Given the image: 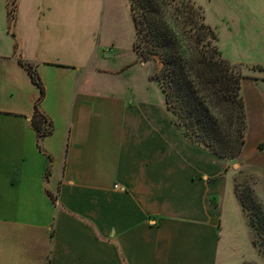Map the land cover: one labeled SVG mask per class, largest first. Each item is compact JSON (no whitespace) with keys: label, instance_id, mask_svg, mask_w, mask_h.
Instances as JSON below:
<instances>
[{"label":"crops","instance_id":"0c3cea01","mask_svg":"<svg viewBox=\"0 0 264 264\" xmlns=\"http://www.w3.org/2000/svg\"><path fill=\"white\" fill-rule=\"evenodd\" d=\"M0 1V264H236L250 238L230 162L120 80L126 0H17L13 27ZM209 4L264 69V0ZM20 60L45 88L41 139ZM247 79L257 140L238 159L264 172V82Z\"/></svg>","mask_w":264,"mask_h":264},{"label":"trees","instance_id":"16d2710c","mask_svg":"<svg viewBox=\"0 0 264 264\" xmlns=\"http://www.w3.org/2000/svg\"><path fill=\"white\" fill-rule=\"evenodd\" d=\"M12 27L17 0H10ZM137 31L135 49L144 60L159 58L161 72L154 76L164 94L173 122L188 140L224 159L238 158L246 144L247 116L242 96L240 68L225 60L214 29L205 24L204 14L185 1L130 0ZM39 90L33 116L41 137L46 122L39 104L45 88L31 64L20 60ZM43 134V135H41ZM257 216L264 236V213L248 197L243 200Z\"/></svg>","mask_w":264,"mask_h":264},{"label":"rangeland","instance_id":"374dc122","mask_svg":"<svg viewBox=\"0 0 264 264\" xmlns=\"http://www.w3.org/2000/svg\"><path fill=\"white\" fill-rule=\"evenodd\" d=\"M182 1L189 3L204 14L205 24L214 29L217 34L218 46L223 54V57L240 68V72L244 78L242 80L241 92L243 93L242 96L244 98L245 111L247 116L246 141L248 142V146L245 150L247 153H250L251 150L253 151L257 139L256 133L253 128L254 116L251 110L253 106L250 103L252 83L247 79V77L253 80H262L264 82V69L259 67L251 68L252 71H250L249 73L246 67H251L254 64H257L258 61L255 52L257 49V45L252 44L250 39L246 41H239V43H235L229 39L227 28L224 22L221 21V17L218 16V11L220 13L219 8L217 9L209 4V2L214 0ZM10 2L11 1L9 0V9ZM0 4H2L1 1ZM126 5L129 9V21L133 25L134 41L132 43V49L130 51H126V67L127 65L131 64L129 66L130 68L126 69V73H123V75H121L120 80H124L126 78V87L131 88L133 97L148 94L155 100L162 98V100L165 101V97L159 83L155 79H153L155 75L161 72L162 63L159 58H155L153 60H144L137 53L135 49L137 31L134 22V14L131 7V1L126 0ZM131 31L132 26L130 25V32ZM128 33L129 28L126 27V50L128 45ZM236 62H239L240 64ZM238 158L226 160L230 162L229 176L230 179L233 178L231 179V182L232 184H234V192L237 199L242 205L243 214L245 216L246 229L250 238V244L247 243V245L243 248L240 247L239 244H237V251L231 249L228 253L227 258L229 262H235L236 264H238L239 262H241L242 264H264L263 230L260 228L259 221L257 220V216L254 214V211L246 209L243 201L241 200V198H243V200L248 201L249 196L253 197V200L257 202L264 213V172L259 171L255 168L244 166V162L240 161ZM232 250L234 252H232Z\"/></svg>","mask_w":264,"mask_h":264},{"label":"built area","instance_id":"2783aa9c","mask_svg":"<svg viewBox=\"0 0 264 264\" xmlns=\"http://www.w3.org/2000/svg\"><path fill=\"white\" fill-rule=\"evenodd\" d=\"M116 188H118V187H116Z\"/></svg>","mask_w":264,"mask_h":264}]
</instances>
